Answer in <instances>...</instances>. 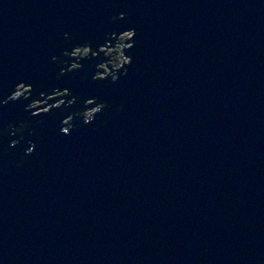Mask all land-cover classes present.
<instances>
[{"label":"water","instance_id":"water-1","mask_svg":"<svg viewBox=\"0 0 264 264\" xmlns=\"http://www.w3.org/2000/svg\"><path fill=\"white\" fill-rule=\"evenodd\" d=\"M128 27L127 75L55 79L51 56ZM20 80L123 110L66 135L2 103ZM25 119L0 137V264H264V0H0V127Z\"/></svg>","mask_w":264,"mask_h":264},{"label":"clouds","instance_id":"clouds-1","mask_svg":"<svg viewBox=\"0 0 264 264\" xmlns=\"http://www.w3.org/2000/svg\"><path fill=\"white\" fill-rule=\"evenodd\" d=\"M128 13L121 11L117 14H113L110 17V21L115 23L117 20L126 19ZM138 35V30L135 27H128L123 31L118 28L112 29L110 32L105 33V39L103 42L83 41L73 44L70 48H65L59 55L51 56V61L56 63L59 67V71L55 73V79L61 80L67 75H73L80 80H90L92 82L102 80L105 82V86H108L120 79L121 76L127 75V69L134 61V56L131 54L132 49L136 43L135 37ZM65 44H68L75 40V37L65 32L63 34ZM112 37L109 41V37ZM111 43V47L107 52L103 50V46H107ZM124 52L127 55H124ZM91 53V54H90ZM98 53V55H97ZM100 53V54H99ZM101 54H103L101 56ZM82 61L88 62V69L84 71V64ZM98 61V62H97ZM94 69V71H92ZM140 71V69H137ZM39 91L33 83L28 80H20L13 85L12 91L3 100V104L10 102H18L23 100H30L24 105V112L29 113L30 117L38 116H55L59 114L60 131L63 134H70L73 131H78L85 125L93 123L97 120H102L103 123H107L113 115H119L123 110V104H119L115 107L112 113L107 110L112 108V105L107 99H101L99 96H84L80 92H75L70 87H47L44 84H40ZM59 96L52 104L48 103V100L53 96ZM45 113V115H40ZM76 113L75 119H71L72 115ZM71 122L72 127H67L66 124ZM44 120H36L37 125L43 123ZM31 120H19L9 121L0 127V137L6 136H18L19 139H12L9 147L3 148V153L9 152L11 146H15L19 141L24 139V133L26 130L31 129L29 134H33L35 129L31 127ZM40 139L37 137V140ZM35 149V143L32 142L31 146L26 149V154L23 155L18 162L23 164L28 154H31ZM4 169H0L2 173Z\"/></svg>","mask_w":264,"mask_h":264},{"label":"rangeland","instance_id":"rangeland-1","mask_svg":"<svg viewBox=\"0 0 264 264\" xmlns=\"http://www.w3.org/2000/svg\"><path fill=\"white\" fill-rule=\"evenodd\" d=\"M109 47H111L110 44L107 45V47L104 49V51L107 52V50H108ZM90 54H91V53H90ZM97 55H98V53H97ZM124 55L126 56L125 53H124ZM56 99H59V96H57V95H53V96L48 100V103H49V104H52V103H50V102H51V101L54 102Z\"/></svg>","mask_w":264,"mask_h":264},{"label":"bare ground","instance_id":"bare-ground-1","mask_svg":"<svg viewBox=\"0 0 264 264\" xmlns=\"http://www.w3.org/2000/svg\"><path fill=\"white\" fill-rule=\"evenodd\" d=\"M50 103H53V102H50Z\"/></svg>","mask_w":264,"mask_h":264}]
</instances>
